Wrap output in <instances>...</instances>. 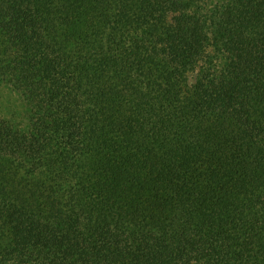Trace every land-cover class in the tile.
Returning a JSON list of instances; mask_svg holds the SVG:
<instances>
[{"label":"trees","instance_id":"1","mask_svg":"<svg viewBox=\"0 0 264 264\" xmlns=\"http://www.w3.org/2000/svg\"><path fill=\"white\" fill-rule=\"evenodd\" d=\"M0 36V261L264 264V0H0Z\"/></svg>","mask_w":264,"mask_h":264},{"label":"rangeland","instance_id":"2","mask_svg":"<svg viewBox=\"0 0 264 264\" xmlns=\"http://www.w3.org/2000/svg\"><path fill=\"white\" fill-rule=\"evenodd\" d=\"M0 72H4L2 76L0 75V120L13 129L25 131L30 126L32 119L31 106L28 104L32 93L31 88L27 85L28 79L24 78L23 81H20L19 74L2 71L1 68ZM4 166L5 160L2 159L0 160V176ZM2 181L0 180V182ZM50 257V253H48L46 259ZM1 259L0 264H43L36 259H24V257H15L10 254H6ZM22 260H24L23 263H19Z\"/></svg>","mask_w":264,"mask_h":264}]
</instances>
